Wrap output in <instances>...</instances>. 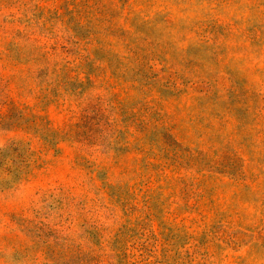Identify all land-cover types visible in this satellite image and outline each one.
Returning a JSON list of instances; mask_svg holds the SVG:
<instances>
[{
  "label": "rangeland",
  "instance_id": "374dc122",
  "mask_svg": "<svg viewBox=\"0 0 264 264\" xmlns=\"http://www.w3.org/2000/svg\"><path fill=\"white\" fill-rule=\"evenodd\" d=\"M0 264H264V0H0Z\"/></svg>",
  "mask_w": 264,
  "mask_h": 264
}]
</instances>
